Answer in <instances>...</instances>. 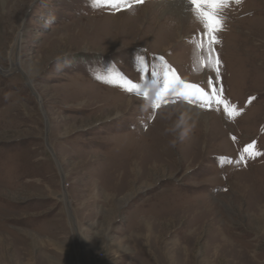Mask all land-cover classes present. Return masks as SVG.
Masks as SVG:
<instances>
[{
  "label": "rangeland",
  "instance_id": "1",
  "mask_svg": "<svg viewBox=\"0 0 264 264\" xmlns=\"http://www.w3.org/2000/svg\"><path fill=\"white\" fill-rule=\"evenodd\" d=\"M165 2L0 0V264H264V0Z\"/></svg>",
  "mask_w": 264,
  "mask_h": 264
},
{
  "label": "snow or ice",
  "instance_id": "2",
  "mask_svg": "<svg viewBox=\"0 0 264 264\" xmlns=\"http://www.w3.org/2000/svg\"><path fill=\"white\" fill-rule=\"evenodd\" d=\"M96 2V0H94ZM106 2L110 3L112 6L119 8L121 4H123L125 7L130 8L131 3L135 4H141L144 2V0H131V3L129 0H106ZM227 2V0H188L189 5L191 6V10L195 12L197 18L201 21L204 28L209 31V40L210 43H219V40L216 38L215 33L218 31L223 30V17L219 14L222 6ZM239 2V0H237ZM219 59L218 57L215 59L214 64L217 66L219 65ZM175 70L172 69L170 66L164 65L162 69L163 73V80L161 83V87L158 90L156 97L153 102L154 107H159L164 93L167 92L170 88V85L172 84L173 80L178 81L179 78L174 76ZM172 75V78L170 79L169 76ZM188 87V86H186ZM127 91L131 92L133 91L132 88L126 89ZM179 95H184L185 93H178ZM146 95V93H145Z\"/></svg>",
  "mask_w": 264,
  "mask_h": 264
},
{
  "label": "bare ground",
  "instance_id": "3",
  "mask_svg": "<svg viewBox=\"0 0 264 264\" xmlns=\"http://www.w3.org/2000/svg\"><path fill=\"white\" fill-rule=\"evenodd\" d=\"M165 5V10L166 12L168 11H173L174 13H176V15H178L179 17L180 16H183V15H186L188 12H186V5L184 4L183 0H166L165 3H163ZM172 13V12H170ZM183 23V21H182ZM23 46V34H19L15 41L13 42V44L11 45V48H10V51H9V57L12 59L10 61V68L6 69L5 71L6 72H9L11 70H13L15 68L14 66V62H13V58H15L16 56H19L18 55V52L20 51V49L22 48ZM9 70V71H8ZM186 111L187 112H190V113H196L198 114L199 116H202V114L198 111H194V110H191L189 108L186 107Z\"/></svg>",
  "mask_w": 264,
  "mask_h": 264
}]
</instances>
